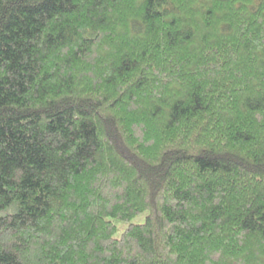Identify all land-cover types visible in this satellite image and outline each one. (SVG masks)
I'll return each instance as SVG.
<instances>
[{"label": "trees", "instance_id": "trees-1", "mask_svg": "<svg viewBox=\"0 0 264 264\" xmlns=\"http://www.w3.org/2000/svg\"><path fill=\"white\" fill-rule=\"evenodd\" d=\"M0 264H264V0H0Z\"/></svg>", "mask_w": 264, "mask_h": 264}, {"label": "rangeland", "instance_id": "rangeland-1", "mask_svg": "<svg viewBox=\"0 0 264 264\" xmlns=\"http://www.w3.org/2000/svg\"><path fill=\"white\" fill-rule=\"evenodd\" d=\"M145 216L146 213L143 212L139 215H137L136 217H134L133 219H131L130 221H117L116 225H117V231L115 233V237L118 238L120 237V234L124 231V229L130 224V223H143L145 220Z\"/></svg>", "mask_w": 264, "mask_h": 264}]
</instances>
